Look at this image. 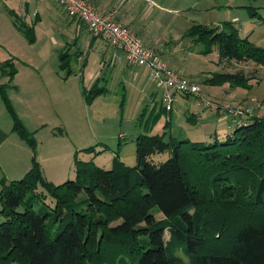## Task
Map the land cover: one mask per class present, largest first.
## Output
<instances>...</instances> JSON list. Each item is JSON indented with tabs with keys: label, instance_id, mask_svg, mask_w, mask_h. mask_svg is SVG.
<instances>
[{
	"label": "trees",
	"instance_id": "16d2710c",
	"mask_svg": "<svg viewBox=\"0 0 264 264\" xmlns=\"http://www.w3.org/2000/svg\"><path fill=\"white\" fill-rule=\"evenodd\" d=\"M242 8L264 23L257 8ZM34 20L39 21L38 14ZM20 25L18 30L33 43V27ZM239 29L227 20L211 26L192 22L182 37L200 43L202 54L216 47L219 61L264 67V47L253 45ZM66 57V52L59 54L61 70ZM3 63L9 64L8 76L14 77V60ZM70 73L68 70L67 75ZM239 81H243L239 76L221 73L216 80L204 82L253 89ZM7 85L0 84V97L13 131L33 147L31 133L14 113ZM97 88L93 85L88 91L93 95L86 96V102L106 91ZM163 108L169 113L173 110ZM246 118L248 121L219 143L177 139L166 130L138 135L134 166L125 165L116 152L111 168L105 170L93 162L104 150L81 149L93 157L85 162L75 153L74 179L58 185L43 176L33 156L23 178L0 179V216L4 218L0 223V264H114L130 253L131 264H181L170 247L175 244L185 245L189 264H264V118ZM186 121L196 123L192 117ZM166 152L169 158L154 162L153 156ZM37 187L44 191L37 194L38 199L48 194L57 201L53 223L58 227L54 232L49 227V213L35 210L31 201L24 200ZM79 193L84 195L77 203L80 211L73 204L69 210L68 200ZM86 209L102 215L94 217L85 213ZM158 212L163 216L160 220L155 218ZM104 251H110V256Z\"/></svg>",
	"mask_w": 264,
	"mask_h": 264
},
{
	"label": "rangeland",
	"instance_id": "374dc122",
	"mask_svg": "<svg viewBox=\"0 0 264 264\" xmlns=\"http://www.w3.org/2000/svg\"><path fill=\"white\" fill-rule=\"evenodd\" d=\"M150 1L154 2L153 5L150 2H139L141 4L138 9L139 12H135L134 15L136 24L139 25V31H135L141 39L143 38L145 46L158 51L167 65V60H171V64L182 72L178 73L198 85L199 94L204 100L214 104L226 103L231 107L241 106L243 109L252 110V117L264 118V67L253 65L250 62L219 61L216 47L210 53L202 54V45L183 38L182 32L184 30L181 28V26L184 28L190 26V24L186 25L184 17L189 18L192 15L198 17L199 24L208 26L220 25L226 20H233L240 28L241 36H248V40L253 45L264 47V23L257 18H252L248 14L247 8H242V6L251 5L257 8L258 16L264 18V0ZM148 7L153 8L152 12L149 13L150 8L148 9ZM11 8L6 7L5 4H0V56H3L2 53L14 51L20 54L21 58L34 59V62L31 63L34 66L28 69L33 71L39 83L35 82L36 91L34 98L30 99L31 103L28 101L14 103L9 100L14 113L26 131L31 133L34 140L33 147L29 146L31 158L34 156L37 161L36 155L38 154L44 158L40 165L43 176L46 177L44 170L51 173L60 169L65 172V177L71 174L67 177L68 179H64V177L63 181L54 183V185L74 179L72 168H74L75 152L79 160L90 161L93 155L81 150L87 147H95V152L104 150L96 158L94 157L93 162L97 167L105 170L110 169L112 158L116 152H119L120 161L125 165L134 166L136 164L135 139L138 135L161 134L163 130H166L177 139H187L190 142H204L206 144L217 140L219 143L225 141L226 137L230 136L236 127L242 125L244 121H248V118L244 117H228L221 111L223 109L220 111L206 109L202 106L201 99L195 96H179L174 103L173 110L170 113L166 112L161 101L162 91L150 78L144 76L141 85L140 79L136 81L133 79V74L129 76L134 71L127 72L125 79L121 74L108 72L103 67L100 55L96 56L94 51L93 53L90 51L88 45L90 37L84 43L85 45L82 44L81 40L76 46L71 44V41V43L69 42L70 45H67L68 43L63 38L65 35L63 30L66 29L68 22L66 13L61 10L55 0H14ZM167 9L172 10V12H168ZM199 9V12H195ZM36 14H39V23L34 20ZM179 17L184 20L182 25L171 23L173 22L172 19L177 20ZM18 24L33 27L35 34L33 43H29L25 35L18 30L16 27ZM59 38H61L62 46L59 45L58 41L55 43V40ZM159 50L164 52L167 57L164 58ZM79 51L80 54H78ZM63 52H66L68 57L63 61L65 65H62L64 69L61 70L59 54ZM47 54L50 55L48 62L45 61ZM20 63L24 64L25 62L19 59L14 60L16 72L17 69L19 72L21 71ZM48 63L54 71L52 76L46 73L47 68L46 70L42 69ZM101 68L104 70L99 77H96ZM10 70L9 64H0V79L2 77L4 80H1V83H8L6 87L12 91L11 89L16 87L11 84L14 77L8 76ZM41 70L44 74L43 80L40 76V74L42 75ZM68 70L71 72L70 75H67ZM221 73H231L232 77L234 75L239 76L243 80L239 82L244 83L246 81L248 85L253 86V89L247 90L228 84L209 85L204 82L210 79L216 80ZM145 79L147 80L145 81ZM91 85L98 88L105 87L106 91L86 102V96L93 95V92L88 93L92 88ZM154 87L157 93L150 101L145 97L146 95L144 96V92L141 93L140 89L143 88L146 93H152ZM93 91L97 90L93 89ZM14 95H16L14 99L18 100V91H14ZM7 113L5 112L4 115ZM8 115L6 117L10 120V115ZM187 117H192L196 123L190 124L186 121ZM239 120L241 121L237 124ZM37 129L38 131H33ZM12 135L15 138L18 135L21 139L16 131H13ZM71 146L75 149L72 150ZM57 147L61 149L58 151L62 156L57 163H52L48 160L49 150L58 149ZM167 158H169L167 152L153 156L154 162L157 164L164 162ZM25 174L16 175L15 180H20ZM0 176H4L1 169ZM203 181L206 182V179ZM204 185L208 186L206 183ZM217 187L219 188V186ZM40 191L43 190L37 187L35 192L29 193L24 200L26 202L27 200L31 201L35 210L43 209L49 213V221L51 222L49 227L54 232L58 227L57 223H53L57 201L48 194L38 199L36 196ZM60 192L67 193L64 190ZM83 198L84 195L79 193L69 199V210L73 204V208L80 211L77 203ZM64 211H66L65 208ZM84 211L94 217L102 215L99 211L88 209ZM155 211L156 209L153 210V212ZM161 217L163 218L159 212L155 214L156 219H162ZM3 220L4 218L0 216V223ZM115 220H112L113 224L117 223ZM167 239L168 233L165 232L164 240ZM170 247L173 248L175 255L181 259V264H189L188 258L184 254L185 245L175 244ZM104 255L110 256V251H104ZM130 256L132 253L123 256L122 262L117 261L114 264H131L133 261H131Z\"/></svg>",
	"mask_w": 264,
	"mask_h": 264
},
{
	"label": "crops",
	"instance_id": "0c3cea01",
	"mask_svg": "<svg viewBox=\"0 0 264 264\" xmlns=\"http://www.w3.org/2000/svg\"><path fill=\"white\" fill-rule=\"evenodd\" d=\"M90 5H92L94 8H96L98 11L106 13L108 11H114L115 16H116V20L121 23L122 25L126 26L128 29H130L131 31H139V25L136 24L135 21V12H139V6L141 4H139V2L141 1H145V2H150L151 5H153L154 2H151L150 0H127V1H123V0H86ZM56 2V1H55ZM1 5L5 4L6 7H13L14 4V0H5L3 3H0ZM128 6H125V5ZM61 8V7H60ZM150 7H148L149 9ZM163 8V7H162ZM161 8V9H162ZM13 9V8H11ZM192 9V8H190ZM63 12L64 10L61 9ZM149 13L152 12L153 8L149 9ZM10 11V10H9ZM12 11V10H11ZM168 12H172V10L167 9ZM199 10H196L195 12H199ZM39 15V14H38ZM164 16V15H161ZM67 17V16H66ZM185 21L183 19H181V17H179L177 20L176 19H172L173 22L171 23H179V25H182V21H184L186 23V25L191 24L192 22L195 23H200L198 22V17L195 15L188 17H184ZM67 24H66V29L63 30V32L65 33V35L63 36L64 40L66 41V43H68L67 45L73 44L74 46L77 45V43L81 40L82 44H84L85 42H87L88 37H90L89 39V49L90 51L93 53H96V56L100 55V58L103 62V67H105V69L112 73H116L117 75H123V79H125V76L127 74V72H131L134 71V73H130L129 76H132L133 74V79L134 80H143L144 76H146V78L148 75V72L144 69V68H139V67H134L131 65H128L125 62V59L123 57V54L120 50L115 49L114 47H112L106 40H104L103 38L99 37V36H94L92 35L87 29L86 27L78 22L75 21L73 19H70L67 17ZM40 22V20H39ZM37 22V23H39ZM233 22V20H232ZM235 23V21H234ZM236 24V23H235ZM188 27V26H187ZM185 26L181 28H183V32L182 34L185 32L186 28ZM144 28H146L144 26ZM62 32V33H63ZM240 32V30H239ZM135 34L139 35L136 31L134 32ZM140 36V35H139ZM59 43V45L62 46V42H61V38L55 40V43ZM71 41V42H70ZM142 41L144 42L143 38ZM70 42V43H69ZM144 44V43H143ZM85 45V44H84ZM160 51V50H159ZM161 52V51H160ZM81 52L79 51L78 54H80ZM161 54L165 57H167L164 52H161ZM3 56H0V64L5 62L6 60H9L10 58H13L15 61L16 60H21L23 63H20V72L17 69L16 75L14 76L13 82L11 81V84H13L17 89H11L12 91H10V88L7 89V93H8V97L11 100V102H30V99L34 98V94H35V86L36 83L38 82V79L36 77V75H34L33 71H31L28 68H31V66H34L33 63L34 59L29 58V59H24L21 58V55L14 52V51H10L7 53H2ZM177 55V53H176ZM167 59V58H166ZM29 60V61H28ZM50 60V55L46 56L45 61L48 62ZM168 62V66L177 71L182 73L180 70L177 69V67L173 66L171 64V60H167ZM49 63L42 69L46 70L47 68V74L52 76V74H54V71L52 70V68L49 66ZM48 69H50V71H48ZM102 70H104L103 68L100 69V71L96 74V77H99ZM42 75L40 74V76H42V80H43V70H41ZM110 74V75H111ZM97 79V78H96ZM95 79V80H96ZM1 80L4 81L1 77L0 79V84L2 85L3 83H1ZM94 80V81H95ZM147 79H145L146 81ZM149 80V79H148ZM93 81V83H94ZM36 82V83H35ZM6 83V82H4ZM142 81H141V85H142ZM91 87H93V85H91ZM106 89V88H105ZM141 93L144 92V96L147 97L150 101L153 100V98L155 97L154 94L157 93L156 88L154 87V92L152 93H146L145 89L141 88ZM14 91H18V95H19V99L16 100L14 99ZM142 94V96H143ZM15 100V101H14ZM31 103V102H30ZM5 112L7 113L5 106L3 105V102L0 98V169L3 172L4 176H0L1 178H6L7 180H15L17 178L18 175H23L24 173H27L29 171V169L31 168L32 165V161H31V154L29 152V145L22 139H20L17 135V137H12V133H13V122L11 117L8 115V113L6 115L9 116L10 120L7 119ZM22 117V116H21ZM236 118V117H235ZM241 120L237 121V124H239ZM238 126V125H237ZM33 131H38L37 130H33ZM11 133V134H9ZM58 148V147H57ZM72 148V146H71ZM75 148L73 147L72 150H74ZM60 148L58 149H50L49 150V154H48V160L52 163H57V161L59 160V158L62 156L60 155ZM74 153V151L72 152V154ZM76 153V152H75ZM37 161L39 162V164L41 165V163H43L44 158L42 157V155H36ZM95 159V158H94ZM50 162H46V163H50ZM44 163V164H46ZM42 167V166H41ZM72 172L74 173V177H75V171L74 168H72ZM45 173V178L51 182V183H59L61 181H63L64 179H68L67 177L70 176L71 174H68V176H64L65 172L63 170H56L52 171L51 173L47 172L46 170H44ZM17 175V176H16ZM65 177V178H64ZM64 178V179H63ZM63 179V180H62ZM57 185V184H56Z\"/></svg>",
	"mask_w": 264,
	"mask_h": 264
},
{
	"label": "built area",
	"instance_id": "2783aa9c",
	"mask_svg": "<svg viewBox=\"0 0 264 264\" xmlns=\"http://www.w3.org/2000/svg\"><path fill=\"white\" fill-rule=\"evenodd\" d=\"M5 0H0L3 3ZM66 15L80 23L94 36L106 40L122 52L128 65L144 68L149 78L162 91L161 100L167 111L179 96H195L202 106L212 111H223L228 117H252V110L241 106L231 107L226 103L214 104L200 96L198 85L171 69L156 50L144 46L142 39L116 20L114 11L103 13L86 0H55ZM127 1V0H123Z\"/></svg>",
	"mask_w": 264,
	"mask_h": 264
}]
</instances>
